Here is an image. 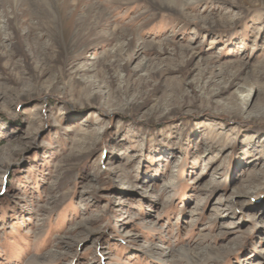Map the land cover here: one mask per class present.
<instances>
[{
  "label": "rangeland",
  "instance_id": "rangeland-1",
  "mask_svg": "<svg viewBox=\"0 0 264 264\" xmlns=\"http://www.w3.org/2000/svg\"><path fill=\"white\" fill-rule=\"evenodd\" d=\"M0 264H264V0H0Z\"/></svg>",
  "mask_w": 264,
  "mask_h": 264
}]
</instances>
